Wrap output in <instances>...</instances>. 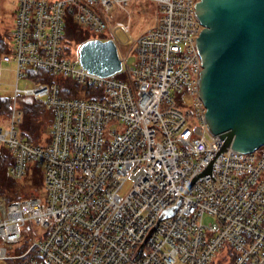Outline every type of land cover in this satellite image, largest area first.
Here are the masks:
<instances>
[{"label":"built area","instance_id":"2783aa9c","mask_svg":"<svg viewBox=\"0 0 264 264\" xmlns=\"http://www.w3.org/2000/svg\"><path fill=\"white\" fill-rule=\"evenodd\" d=\"M135 1H15L0 63L12 62L15 82L32 86L15 83L7 95L0 148L15 179L31 164L41 168L42 192L0 196V264H208L221 255L227 264H264V146L217 150L222 140L207 127L198 92L197 0H148L155 22L119 55L114 74L68 57V18L90 38L115 41L116 27L129 32V14L120 15ZM37 68L43 81L29 71ZM58 78L78 94L62 95ZM22 99L50 112L44 141L22 134Z\"/></svg>","mask_w":264,"mask_h":264},{"label":"water","instance_id":"95a60500","mask_svg":"<svg viewBox=\"0 0 264 264\" xmlns=\"http://www.w3.org/2000/svg\"><path fill=\"white\" fill-rule=\"evenodd\" d=\"M194 9L202 24L196 37L198 92L207 127L222 140L217 150L264 146V0H197ZM77 53L80 65L94 74L121 69L111 38H88Z\"/></svg>","mask_w":264,"mask_h":264},{"label":"trees","instance_id":"16d2710c","mask_svg":"<svg viewBox=\"0 0 264 264\" xmlns=\"http://www.w3.org/2000/svg\"><path fill=\"white\" fill-rule=\"evenodd\" d=\"M65 27V37L67 46H71V43H82L90 36L87 34L86 30L77 26L70 18H68ZM9 50V42L4 33L0 31V58L1 55ZM30 72L36 74L35 79H40L43 81L47 72L42 68L39 69H30ZM58 82L61 85L60 93L64 96L77 95L78 87L73 83L72 80L58 78ZM67 86V90H66ZM88 89V88H87ZM23 108L25 109L26 116L21 124L20 128L22 134H25L29 141L34 143H39L42 140V134L47 126V122L44 123L42 115L45 112L49 113L48 118L50 119V112L43 107L41 101L31 100L24 103ZM10 111V97L9 96H0V121H4L5 118L9 115ZM48 119V120H49ZM50 121V120H49ZM11 154L5 148H0V194L5 195L6 200H12V195L16 194V191L29 189V192H34L41 185V168L35 164L29 165V170L26 175L19 181L22 183L21 186L12 188V182L16 181L15 178L8 175V167L11 163ZM14 184V182H13ZM13 193V194H12ZM225 257L223 255L218 256L214 261L208 264H218L223 262ZM226 261V260H225ZM1 264H18L17 261L8 259L2 262ZM227 264V263H225Z\"/></svg>","mask_w":264,"mask_h":264},{"label":"rangeland","instance_id":"374dc122","mask_svg":"<svg viewBox=\"0 0 264 264\" xmlns=\"http://www.w3.org/2000/svg\"><path fill=\"white\" fill-rule=\"evenodd\" d=\"M16 0H0V31L4 33L9 40V32L14 27V20H15V9H16ZM156 7L154 3L148 1V0H139L132 2L123 15H120L123 17L124 15L130 16V28L129 32L123 31L121 27H116L113 38L115 39V42L118 47V53L121 56L122 54H125L126 50H128L133 42L134 36H137L142 31L150 28L155 22L156 19ZM126 17V16H125ZM90 37L96 36L94 33L88 32L87 33ZM78 43H71V46L69 47V54L68 57L71 58V60L78 61ZM131 55L127 57L128 62L132 60ZM14 64L9 61H2L0 63V96H7L11 93V91L14 89L15 83L19 88H24L25 86H32V82L28 81V79H19L15 82L16 77L14 73ZM121 75H115V77H120ZM79 89V88H78ZM186 102V107L188 109H192V103L191 99L186 97L184 99ZM19 104L23 106L24 100H18ZM25 110V109H24ZM26 116V112H25ZM49 113L45 112V114L42 115L44 123L49 125ZM47 126L42 134V140L44 141L47 139ZM2 148H5L4 146H1ZM6 149V148H5ZM16 181L12 182V188H17L22 185L20 180L15 179ZM40 192H42V187L38 188L34 192H29V189L25 190H17L15 195H12V200L21 199L24 197L32 196V195H39ZM13 194V193H12ZM0 196L5 198V195L0 194ZM6 199V198H5ZM7 201V200H6ZM212 217L208 214L203 215L202 222L208 223ZM226 261L223 260V262H219L218 264H225Z\"/></svg>","mask_w":264,"mask_h":264}]
</instances>
